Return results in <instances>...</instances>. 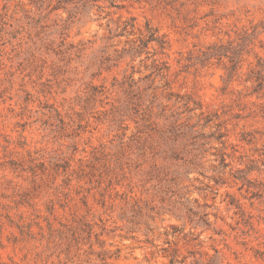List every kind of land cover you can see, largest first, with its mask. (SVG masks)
I'll return each mask as SVG.
<instances>
[{"label":"rangeland","instance_id":"obj_1","mask_svg":"<svg viewBox=\"0 0 264 264\" xmlns=\"http://www.w3.org/2000/svg\"><path fill=\"white\" fill-rule=\"evenodd\" d=\"M0 264H264V0H0Z\"/></svg>","mask_w":264,"mask_h":264}]
</instances>
